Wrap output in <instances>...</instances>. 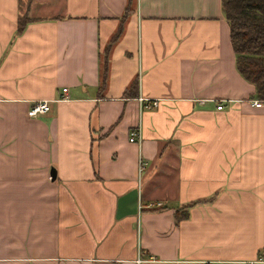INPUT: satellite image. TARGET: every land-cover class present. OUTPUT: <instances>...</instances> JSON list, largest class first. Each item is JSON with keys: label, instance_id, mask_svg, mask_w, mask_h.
Wrapping results in <instances>:
<instances>
[{"label": "crops", "instance_id": "1", "mask_svg": "<svg viewBox=\"0 0 264 264\" xmlns=\"http://www.w3.org/2000/svg\"><path fill=\"white\" fill-rule=\"evenodd\" d=\"M256 98L221 0H0V264H264Z\"/></svg>", "mask_w": 264, "mask_h": 264}, {"label": "trees", "instance_id": "2", "mask_svg": "<svg viewBox=\"0 0 264 264\" xmlns=\"http://www.w3.org/2000/svg\"><path fill=\"white\" fill-rule=\"evenodd\" d=\"M221 5L230 26L236 67L254 84L255 96L264 99V0H221ZM27 22V15L20 18L18 30Z\"/></svg>", "mask_w": 264, "mask_h": 264}, {"label": "built area", "instance_id": "3", "mask_svg": "<svg viewBox=\"0 0 264 264\" xmlns=\"http://www.w3.org/2000/svg\"><path fill=\"white\" fill-rule=\"evenodd\" d=\"M67 90H68L67 87H64L62 89V91L64 93L67 92ZM224 101H225L224 99H219L217 101V108L218 109H222L224 107ZM50 102H51V100H49V99H37V100L33 101L30 108L28 109V115L29 116H38V115L45 114V113L49 112L50 107H51ZM140 102H141V105H143V107H149L150 108V107L157 106L159 103V99H148V98L140 97ZM252 103L256 107H264V99L256 98L252 101ZM138 134H139V132L137 129L131 130L129 139L131 141H135L137 139ZM141 168H142V163H141L140 169ZM157 204L161 205V202H158ZM136 261L141 262L142 259L138 258ZM258 262H260V260L247 261V262H244V264H257Z\"/></svg>", "mask_w": 264, "mask_h": 264}, {"label": "water", "instance_id": "4", "mask_svg": "<svg viewBox=\"0 0 264 264\" xmlns=\"http://www.w3.org/2000/svg\"><path fill=\"white\" fill-rule=\"evenodd\" d=\"M52 175L55 176V172L54 171L52 172Z\"/></svg>", "mask_w": 264, "mask_h": 264}]
</instances>
